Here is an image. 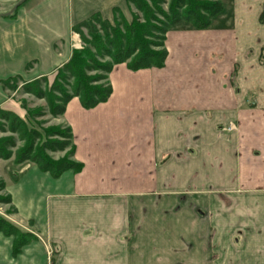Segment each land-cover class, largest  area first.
<instances>
[{"label": "crops", "instance_id": "crops-1", "mask_svg": "<svg viewBox=\"0 0 264 264\" xmlns=\"http://www.w3.org/2000/svg\"><path fill=\"white\" fill-rule=\"evenodd\" d=\"M219 1L208 28L167 31L162 68L116 64L106 101L72 97L53 118L79 171L26 163L12 178L0 159L7 219L33 236L16 253L0 232V264H264V83L253 97L248 56L264 42V0ZM115 10L127 19L128 0L0 6V110L25 118L2 82L53 76L73 27Z\"/></svg>", "mask_w": 264, "mask_h": 264}, {"label": "trees", "instance_id": "trees-1", "mask_svg": "<svg viewBox=\"0 0 264 264\" xmlns=\"http://www.w3.org/2000/svg\"><path fill=\"white\" fill-rule=\"evenodd\" d=\"M158 2L159 0H150L148 5L143 0H128L129 5L132 4L141 12L140 18L135 15L130 22L115 10L113 23L95 14L74 26V32L81 28L87 30L89 39L79 32L85 44L84 48L72 52L69 61L58 69L50 86L47 85L46 78H40L24 84L23 92L44 99L47 111L53 118L63 114L65 104L72 97H77L83 108H92L109 97L111 87L108 74L114 65L125 63L133 71L162 68L167 56L164 49L165 34L171 27L185 22L195 29H206L211 20L222 11V3L219 0H170L166 11L158 8ZM92 71L99 74L89 75ZM15 80L17 79L2 82V85L14 90L11 83ZM102 80H105L106 84L97 85ZM40 82L45 84L44 89L40 88ZM22 107L26 111L23 119L0 110V131L15 133L25 143L14 153L13 165L34 163L42 172H48L53 177L66 170L79 171L81 165L71 159L74 146L69 128L65 127L63 133L55 129L46 130L43 136H48V139L36 143L42 135H38L30 127V120L44 116L45 110L30 109L24 102ZM53 137H59L61 140H55ZM10 147H15L13 138H0V159L9 160L12 157ZM65 149H69L65 159L53 160L46 154V151ZM8 173L15 178L20 170L10 168ZM3 201L9 204L10 198L6 196ZM0 232L14 238L16 253L33 238L30 233L19 230L2 218Z\"/></svg>", "mask_w": 264, "mask_h": 264}, {"label": "rangeland", "instance_id": "rangeland-1", "mask_svg": "<svg viewBox=\"0 0 264 264\" xmlns=\"http://www.w3.org/2000/svg\"><path fill=\"white\" fill-rule=\"evenodd\" d=\"M2 2L0 3V6L7 9L8 7H11L12 9L15 7V5L20 2L21 0H1ZM33 0H25L26 3H30ZM144 2H146L148 5H150V0H143ZM158 1V0H157ZM170 0H159L158 4V8L162 9L163 11L167 10L168 4H169ZM264 9V8H263ZM137 16V17H141V12H139L138 10H136L134 8V6L131 4L130 5V14L127 15V19L122 16L127 22H130L132 20L133 16ZM160 17V16H158ZM264 17V14H263ZM110 23H113V19L112 21H109ZM263 22H264V18H263ZM79 32L83 35V37H85L86 39H89L87 30L84 28H81L79 31H75L74 34L76 35V49L75 50H80L82 48H84L85 44L82 40V37H80ZM248 56L252 57L251 58L253 60L254 67L253 69H255V71H253V79H252V96L253 97H257L259 98V94L261 91L258 90L259 86H261V83H264V42L263 43H259L256 44L255 47H253L251 49V52L248 53ZM256 57V58H255ZM58 71V70H57ZM57 71L55 72V74L51 77H42V78H46L47 79V85L50 86L53 83V80L57 74ZM89 75H95V74H99L96 71H92L90 73H88ZM102 76L103 73H100ZM40 79V78H39ZM37 80V79H36ZM34 81V80H33ZM32 82V81H30ZM29 83V82H26ZM23 83L22 85L18 82V80H15L12 84V86L15 88V100L18 102V104L22 107V102L25 103V106L30 108V109H44L45 110V115L42 117H36L31 119V124L30 127L32 129H34V131L36 133H38V135H42L40 140H36L37 142H40L41 140H47L48 136L45 138L43 136L44 131L46 130H50V129H55L57 132H61L63 133L65 130V127L61 124L57 125L56 123L53 122V117L48 113L47 111V107H46V102L44 99H38L35 96H33L32 94H27L23 92V85L26 84ZM105 85L106 81L102 80L99 81L97 83V85ZM40 88L44 89L45 88V84L43 82H40ZM27 94V96L25 95ZM23 108V107H22ZM57 118V117H55ZM55 127V128H54ZM5 137H10L13 138L15 141V147L11 148L10 151L12 153V157L9 159L10 161V166L12 169H16L18 168V166H14V153L17 150H20L23 146H24V142L21 141V139L19 138V136L15 133H11L8 131L2 132L0 131V138H5ZM55 140H61L59 139V137H53ZM51 139V138H49ZM69 152V149H65L63 151H46V154L52 158L53 160H61V159H65L67 154ZM2 170V167L0 168V171ZM0 218H2L3 220L9 222L10 224H12L13 226H15L16 228H18L19 230L20 227L17 226L16 224L10 222L7 218H9L8 216L12 213V208L11 207H5L7 205V203H4L3 200H5L6 196L3 193V188H4V181H3V177L4 174L2 172H0ZM3 174V175H2ZM7 178V176L5 177ZM24 232V231H23Z\"/></svg>", "mask_w": 264, "mask_h": 264}, {"label": "water", "instance_id": "water-1", "mask_svg": "<svg viewBox=\"0 0 264 264\" xmlns=\"http://www.w3.org/2000/svg\"><path fill=\"white\" fill-rule=\"evenodd\" d=\"M23 0H21L20 2H18L14 8H16Z\"/></svg>", "mask_w": 264, "mask_h": 264}]
</instances>
